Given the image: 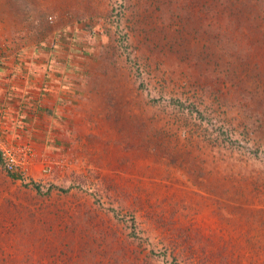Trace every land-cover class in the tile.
Returning a JSON list of instances; mask_svg holds the SVG:
<instances>
[{
    "label": "rangeland",
    "instance_id": "374dc122",
    "mask_svg": "<svg viewBox=\"0 0 264 264\" xmlns=\"http://www.w3.org/2000/svg\"><path fill=\"white\" fill-rule=\"evenodd\" d=\"M0 139V264H264V0H0Z\"/></svg>",
    "mask_w": 264,
    "mask_h": 264
},
{
    "label": "built area",
    "instance_id": "2783aa9c",
    "mask_svg": "<svg viewBox=\"0 0 264 264\" xmlns=\"http://www.w3.org/2000/svg\"><path fill=\"white\" fill-rule=\"evenodd\" d=\"M32 157L33 149L29 144L17 145L0 139V159L9 173H25Z\"/></svg>",
    "mask_w": 264,
    "mask_h": 264
},
{
    "label": "crops",
    "instance_id": "0c3cea01",
    "mask_svg": "<svg viewBox=\"0 0 264 264\" xmlns=\"http://www.w3.org/2000/svg\"><path fill=\"white\" fill-rule=\"evenodd\" d=\"M44 81H36L32 84L33 85V90L32 89H29V91H32V95H31V99L32 100H36V94L39 93V95L43 96V98L46 100V103L48 104V106H50L51 108L53 107L54 108V104L55 102H57L54 98V95H50V94H47L46 92V89H44ZM31 85V84H30ZM30 88V87H29ZM35 89V90H34ZM43 91H45V95H43ZM50 112V111H49ZM38 143V142H37Z\"/></svg>",
    "mask_w": 264,
    "mask_h": 264
},
{
    "label": "trees",
    "instance_id": "16d2710c",
    "mask_svg": "<svg viewBox=\"0 0 264 264\" xmlns=\"http://www.w3.org/2000/svg\"><path fill=\"white\" fill-rule=\"evenodd\" d=\"M11 177L13 178H18V175H16L15 173H9Z\"/></svg>",
    "mask_w": 264,
    "mask_h": 264
}]
</instances>
